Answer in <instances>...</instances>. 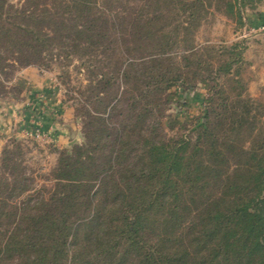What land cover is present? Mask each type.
<instances>
[{
  "label": "trees",
  "instance_id": "obj_1",
  "mask_svg": "<svg viewBox=\"0 0 264 264\" xmlns=\"http://www.w3.org/2000/svg\"><path fill=\"white\" fill-rule=\"evenodd\" d=\"M205 2L144 0L139 15L176 16L142 46L119 34L130 0H0V92L19 67L67 79L77 58L89 74L85 142L43 184L24 142L0 153V264H264V105L244 93L239 42H195ZM103 56L116 71L98 72ZM220 77L235 91L218 88L196 139L162 138L163 93Z\"/></svg>",
  "mask_w": 264,
  "mask_h": 264
},
{
  "label": "rangeland",
  "instance_id": "obj_2",
  "mask_svg": "<svg viewBox=\"0 0 264 264\" xmlns=\"http://www.w3.org/2000/svg\"><path fill=\"white\" fill-rule=\"evenodd\" d=\"M205 1L206 12L195 30V42L201 46L239 42L243 57L241 77L246 84L244 93L264 105V31L244 34L245 22L256 26L248 14L260 13L264 0H241L243 24L236 13L229 11L227 3L230 0ZM12 2L17 4L20 0ZM143 3L144 0H130L127 8L115 14L120 37L127 43L149 44L150 38H142V33L168 29V22L163 18L169 20L176 16L168 11L167 3H161L163 16L139 15L138 8ZM100 58L99 73L112 68L116 71L120 61L110 60L107 56ZM78 64L80 62L75 58L68 68L70 76L67 79L65 70L57 63L50 68L39 65L19 67L9 80L4 81L8 93L0 92V153L15 140L24 142L26 172L38 175L36 183L39 185L45 182L40 174L48 175L53 170L61 151H71L85 142L84 117L80 110L81 104L89 105L82 102L84 97L80 92L88 85L89 74L84 68L79 70ZM234 84L227 77H220L200 80L194 87L178 83L165 91L163 97L167 103L163 105L161 137L194 141L210 98H218L215 93L222 86L232 94ZM14 86L21 91L13 89Z\"/></svg>",
  "mask_w": 264,
  "mask_h": 264
},
{
  "label": "crops",
  "instance_id": "obj_3",
  "mask_svg": "<svg viewBox=\"0 0 264 264\" xmlns=\"http://www.w3.org/2000/svg\"><path fill=\"white\" fill-rule=\"evenodd\" d=\"M248 15H249V19H251V21H254L255 25H260L264 22V7L261 8L260 13L259 12H252Z\"/></svg>",
  "mask_w": 264,
  "mask_h": 264
},
{
  "label": "built area",
  "instance_id": "obj_4",
  "mask_svg": "<svg viewBox=\"0 0 264 264\" xmlns=\"http://www.w3.org/2000/svg\"><path fill=\"white\" fill-rule=\"evenodd\" d=\"M255 31H264V22L260 25H252L251 23L248 24L245 22L244 25V34H246L247 32H255Z\"/></svg>",
  "mask_w": 264,
  "mask_h": 264
}]
</instances>
